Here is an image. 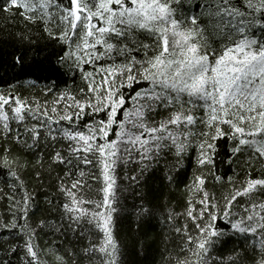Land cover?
<instances>
[{
	"label": "snow or ice",
	"instance_id": "6c2138e0",
	"mask_svg": "<svg viewBox=\"0 0 264 264\" xmlns=\"http://www.w3.org/2000/svg\"><path fill=\"white\" fill-rule=\"evenodd\" d=\"M130 255L264 264V0H0V264Z\"/></svg>",
	"mask_w": 264,
	"mask_h": 264
},
{
	"label": "trees",
	"instance_id": "16d2710c",
	"mask_svg": "<svg viewBox=\"0 0 264 264\" xmlns=\"http://www.w3.org/2000/svg\"><path fill=\"white\" fill-rule=\"evenodd\" d=\"M129 227L130 226L127 223L123 224L121 226L122 233L127 232ZM44 239H47V237H45ZM129 259L131 261H133V264H151V256H149V258L147 260H145L142 255L141 256L130 255ZM157 259H158V257H157Z\"/></svg>",
	"mask_w": 264,
	"mask_h": 264
}]
</instances>
